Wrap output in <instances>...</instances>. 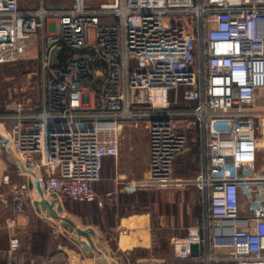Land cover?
<instances>
[{
	"label": "built area",
	"instance_id": "1",
	"mask_svg": "<svg viewBox=\"0 0 264 264\" xmlns=\"http://www.w3.org/2000/svg\"><path fill=\"white\" fill-rule=\"evenodd\" d=\"M33 43L37 103L0 112V148H10L25 170L16 169L26 183L12 198L14 211L30 199V185L40 198L30 204L45 196L100 209L111 203L115 192L99 196L93 184L104 160L118 159L123 130L142 123L145 176L118 191L194 188L203 218L171 240L184 245L176 258L264 264V168L256 170L254 160L264 0H73L35 9L0 0V65L16 63ZM188 132L197 134L202 164L194 177L177 178L174 161L187 150ZM13 227L11 219L3 226ZM20 249L9 236V257Z\"/></svg>",
	"mask_w": 264,
	"mask_h": 264
},
{
	"label": "crops",
	"instance_id": "2",
	"mask_svg": "<svg viewBox=\"0 0 264 264\" xmlns=\"http://www.w3.org/2000/svg\"><path fill=\"white\" fill-rule=\"evenodd\" d=\"M195 141L196 139L188 141L187 149H189V142L194 144ZM197 148L199 151L201 150L199 143H197ZM107 160H110L111 163L115 161L107 158L103 165ZM254 160L255 169L263 170L264 165L259 164V149L254 150ZM194 169L197 172L196 167ZM102 170L98 181L93 184L94 190L99 196L110 192L104 186L102 190H98L99 185L110 181V179H103L105 175L101 174ZM11 177L18 178L14 175ZM117 178H113L115 185ZM152 190L154 194L150 195L151 203L147 204L145 212L120 215L112 218L110 222L108 221L105 226L110 235L104 232L103 227L83 224L75 217H67L75 227L81 230H85L89 226L96 227V234L89 236L91 245L89 250L80 244L82 241L89 245L84 237L78 236L69 224L52 218L47 209L40 210L41 208H38L37 210L33 204L28 203L29 209L33 213V218H31L25 213V205L22 211L18 212L11 207L10 209L5 208L2 202L0 209V262L12 264H197L177 259L176 257L184 254V245L177 242L175 247L171 244V240L184 237L190 226L202 221L201 194L194 188L172 187ZM261 200L264 201V197H261ZM50 204L52 203L50 202ZM57 204L60 203L57 202ZM58 206H61L62 210L65 208L61 204L57 207L54 205L55 211ZM56 213L58 214V212ZM8 219L13 220L14 227L12 229L3 228ZM31 235L38 237V241L43 240L41 241L42 245L34 247L35 253L33 250L31 252L29 248ZM9 236H17L21 241L28 237L27 244L24 242L19 251L22 253L21 255L28 256V258L21 256L19 259L18 254L9 257L6 253ZM149 258L155 259L156 262L149 263Z\"/></svg>",
	"mask_w": 264,
	"mask_h": 264
},
{
	"label": "rangeland",
	"instance_id": "3",
	"mask_svg": "<svg viewBox=\"0 0 264 264\" xmlns=\"http://www.w3.org/2000/svg\"><path fill=\"white\" fill-rule=\"evenodd\" d=\"M17 2L19 4V7L22 9H35L39 7L40 4H42L46 8L49 7L58 8L60 6L68 7L71 6L73 0H17ZM170 22H171V17L165 16L163 20L164 26L168 27ZM38 75H39L38 45H35L34 43L29 47L25 56L22 57L16 63L8 64V65H0V112L10 110L13 106L18 104L35 105L39 98ZM260 94L261 96L259 97L258 104L255 107L256 108L255 110L261 113L258 114L259 118L256 119L257 132L255 137L258 139L259 164L264 165V126L262 127V124L264 123L263 122L261 123V121L264 120V92H261ZM190 133L191 132H188L187 135ZM189 138H192V136L189 135ZM188 148L189 149H187L186 152L182 155L183 164L189 166L190 167L189 171L193 173L194 171H196L194 170V168L197 167L195 159L192 158L194 147L193 146L189 147L188 145ZM147 164H148L147 131L142 123H137L123 130L118 159L113 161L112 163L110 160H107L106 164L103 165L101 168V170L103 169L102 170L103 173L101 174L105 175L103 179L106 180L110 179V181L104 182V184L102 183L101 185H99L98 190L99 191L102 190L104 186L105 188H107V190L115 192L112 200L113 201L112 204L115 205V207L113 208L114 212L112 213V215L114 214L113 218H115L116 216H120V215L124 216L137 211H141L140 210L141 206L124 207V204L129 202V199L137 196V192L138 193L140 192L142 194H147L148 197L154 194L153 190L134 191L133 193L128 192L124 194L118 191L119 189L118 184L129 182L131 180H140L144 178L145 176L144 174L147 169ZM17 167H18V161L15 158V156L12 154L10 148L8 147L0 148V209L2 208V202L5 199H8L11 202L15 193L19 191L20 185L26 183L25 178L17 176V172H16ZM178 174H176V176L177 178H180ZM11 175H14L18 178L11 177ZM185 175H187L186 172ZM5 176H9L7 181L8 183H4L2 181ZM113 178H117L116 185L114 184L115 181L113 182ZM13 187L16 188L13 189ZM29 196L30 199L33 198L35 201L40 200V198L37 196V192L31 188V185H30ZM30 199L28 200V198H25L23 204L26 206L25 213H27L29 217L33 218V213L29 209V204H28ZM45 200L47 202H54L56 207L57 205L60 204L63 205V207H65L60 213H58V216L62 218L75 217L77 221H79L80 218L77 217V215H75L74 213L72 214L71 212L72 208L74 210L80 208L79 210L81 212L85 211V208L83 206L80 205L75 206L74 203L72 204L66 198L61 199L60 204H57L55 200L51 199L48 196H45ZM141 202L142 204L145 203L144 201ZM108 204L110 203H106L101 209L95 206L96 209L100 213H102L101 217L97 220H93L91 216H86L87 217L85 219L86 223L98 222L107 225L108 221L109 222L111 221V219L108 220L107 217L108 216L107 210L110 209L109 208L110 206H107ZM94 205L93 203L87 204L88 206L87 208L90 209L89 212L87 211V213L94 215V211L92 210V207H94ZM5 208L10 209V205L8 204L7 207ZM105 213L107 216L105 215ZM27 239L28 237L22 239V241L20 240L22 246L24 245L23 244L24 242L27 244L26 242ZM24 257L28 258V256H23V258Z\"/></svg>",
	"mask_w": 264,
	"mask_h": 264
},
{
	"label": "trees",
	"instance_id": "4",
	"mask_svg": "<svg viewBox=\"0 0 264 264\" xmlns=\"http://www.w3.org/2000/svg\"><path fill=\"white\" fill-rule=\"evenodd\" d=\"M189 135L190 136H192V138H189ZM192 139H196V141L194 142V144H192V143H190L189 142V147L191 146H193L194 147V152H193V157L192 158H194L195 159V161H196V164H197V167H196V169H197V171H199V169H200V167H201V164H202V160H201V156H200V151H199V148H197V134L195 133V132H192V133H190V134H188V141H192ZM182 158V156H179V157H177L176 158V160L174 161V172H173V175L175 176V177H177L176 176V174H178L179 175V177L180 178H192V177H194L195 176V172L196 171H194L193 173H191L190 171H189V169H190V167L189 166H186V164H183V158ZM195 170V169H194ZM185 172L187 173V175H185ZM197 173V172H196ZM181 174V175H180ZM191 174V175H190ZM187 176V177H186ZM152 199V197H148L147 196V194H142V193H138L137 192V196H135V197H133V198H131V199H129V202H127V203H125L124 204V207H131V206H136V207H138V206H141V208H140V210L141 211H137V212H134V213H142V212H145V208L147 207V204H150L151 203V200ZM141 201H144L145 203L144 204H142V202ZM113 202V201H112ZM112 202L110 203V204H108L107 206H110L109 208L110 209H108L107 210V215H106V213H105V215L108 217V220H110V219H112L113 218V215H112V213L114 212V207H115V205L114 204H112ZM72 204H73V202H71ZM75 204V206H83L84 208H85V211H83V212H81L79 209L80 208H77L76 210H74L73 208H72V214L74 213L75 215H77V217H79L80 218V220H81V222L84 224H90V225H94V226H97V227H103L104 229H105V233H107V234H109L110 235V233L108 232V231H106L107 230V228H106V226L105 225H102L101 223H86V216H91V218L93 219V220H97V219H99L100 217H101V215H102V213H100L97 209H96V205H94V207H92V210L94 211V215L93 214H90V213H87V211L89 212V208H87L88 206H87V204H77V203H74ZM127 204V205H126ZM9 205H10V207L11 208H14L15 207V203L14 202H10L9 203ZM74 206V205H73ZM67 209V208H66ZM113 209V210H112ZM112 210V211H111ZM70 212V213H71ZM44 236V235H43ZM45 237V236H44ZM38 237H36V236H34V235H31V237H30V244H29V248H30V251L32 252V250H33V253H35L36 251L34 250V247H36L37 245H39V244H41L42 245V242L41 241H43V240H41V241H38ZM39 242V243H38ZM41 242V243H40ZM40 245V246H41ZM42 247V246H41ZM22 253L20 252V253H18V257H19V259H21V255Z\"/></svg>",
	"mask_w": 264,
	"mask_h": 264
},
{
	"label": "water",
	"instance_id": "5",
	"mask_svg": "<svg viewBox=\"0 0 264 264\" xmlns=\"http://www.w3.org/2000/svg\"><path fill=\"white\" fill-rule=\"evenodd\" d=\"M91 54H94V52H91ZM101 65H102V67L104 69L106 68V66H105V64L103 62H101ZM18 167L23 172H25V170H24V168H23V166H22V164L20 162H18ZM33 205L36 208H38L39 206H41V207L47 209V211L50 213V215H51L52 218H55L57 220H61V221L65 222V223L69 224L70 226H72L74 228L75 232L78 234V236L84 237L86 239V241L89 243V245H87L85 242L80 241V244L82 246H84L86 250H89L90 249V246L91 245H90V237L89 236H93L94 235V231L92 229H88V230H85V231L84 230H81V229L75 227L71 223V221H69L67 218H60L59 216L56 215V213L53 210V203L52 204H49L46 201H41V202H34ZM61 211H62L61 206H58L56 212L60 213ZM197 249L198 248H197L196 245L190 246V253H191L192 256H195L196 255Z\"/></svg>",
	"mask_w": 264,
	"mask_h": 264
},
{
	"label": "bare ground",
	"instance_id": "6",
	"mask_svg": "<svg viewBox=\"0 0 264 264\" xmlns=\"http://www.w3.org/2000/svg\"><path fill=\"white\" fill-rule=\"evenodd\" d=\"M262 122L264 123V120H262L261 123H262ZM262 126H263V124H262Z\"/></svg>",
	"mask_w": 264,
	"mask_h": 264
}]
</instances>
